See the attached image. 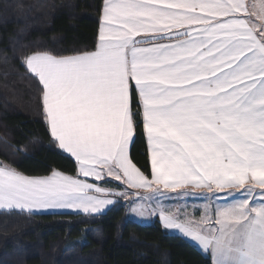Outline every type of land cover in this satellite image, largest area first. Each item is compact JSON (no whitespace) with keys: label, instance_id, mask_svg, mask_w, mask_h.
<instances>
[{"label":"snow or ice","instance_id":"1","mask_svg":"<svg viewBox=\"0 0 264 264\" xmlns=\"http://www.w3.org/2000/svg\"><path fill=\"white\" fill-rule=\"evenodd\" d=\"M21 61L77 170L34 176L0 161V210L95 216L120 197L211 264H264V0H102L93 49ZM139 123L150 175L130 156ZM174 197L200 204L161 206Z\"/></svg>","mask_w":264,"mask_h":264},{"label":"trees","instance_id":"2","mask_svg":"<svg viewBox=\"0 0 264 264\" xmlns=\"http://www.w3.org/2000/svg\"><path fill=\"white\" fill-rule=\"evenodd\" d=\"M101 6L102 0H0V161L26 175H47L54 168L76 174L75 160L51 141L37 82L21 55L93 49ZM130 156L150 175L142 123ZM126 211L122 200L95 216L0 211V264H211L157 218L143 225L126 219ZM12 253L15 262H3Z\"/></svg>","mask_w":264,"mask_h":264},{"label":"rangeland","instance_id":"3","mask_svg":"<svg viewBox=\"0 0 264 264\" xmlns=\"http://www.w3.org/2000/svg\"><path fill=\"white\" fill-rule=\"evenodd\" d=\"M252 4H256V0H252ZM253 19L255 20V18H253ZM255 22L259 23V21H255ZM117 184H119L118 181H117ZM120 188L122 190H125V186H123V185H121ZM128 191L132 192L134 190H128ZM142 194H143V192L141 193V195ZM122 201H124V203L127 205L126 219H130V220L136 221L140 224L147 225V224L152 223L157 218V215H155V216L146 215L143 218L138 217L135 214L130 212V205L127 204L124 199ZM138 202L144 203L145 206L148 208L149 213L152 211L153 208L156 207L155 202H147V201H138ZM199 204H200V201H195L192 199L185 200L183 198L177 199L175 197L173 199H161V206H163L165 208H171V209H175L178 206H180V207L187 206V211L189 213H192L194 208L198 207ZM196 215L199 216V212H197ZM0 230L4 231L3 229H0ZM15 256L16 255L13 253L12 254H6L3 256L2 260H3V262H15V258H14Z\"/></svg>","mask_w":264,"mask_h":264},{"label":"crops","instance_id":"4","mask_svg":"<svg viewBox=\"0 0 264 264\" xmlns=\"http://www.w3.org/2000/svg\"><path fill=\"white\" fill-rule=\"evenodd\" d=\"M245 2L246 3H248V4H252V0H245ZM261 2V0H256V4H259ZM131 147V146H130ZM62 151V150H61ZM63 152V151H62ZM65 154H67V153H65ZM67 155H69V154H67ZM70 156V155H69ZM71 157V156H70ZM74 159V158H73ZM150 163V162H149ZM109 180H110V183H112L111 185H113V183L114 184H117V181H111V179L109 178ZM89 182H95V181H92L91 179L89 180ZM121 189V188H120ZM122 190V189H121ZM144 194V193H143ZM142 194V195H143ZM113 199L116 201V202H118L119 200H123V198H120V197H113ZM115 204V203H114ZM113 204V205H114ZM113 205H110V206H108L103 212H105L106 210H108L109 208H111ZM0 211H5V210H0ZM16 211H18V210H16ZM102 212V213H103ZM44 213H73V214H76L75 212H73L72 210H63V211H51V210H49V211H40V212H37V213H35V214H44ZM157 219L159 220V217H158V215H157ZM159 222L161 223V221L159 220ZM162 225V224H161ZM165 229V228H164ZM168 233H170V234H175V235H178V236H180L182 239H184L185 241H187V242H189L190 244H192L193 246H195L197 249H199L202 253H204L194 242H192L190 239H188V238H186V237H183L182 236V234H180L178 231H176V230H167V229H165ZM205 254V253H204ZM205 255H207V254H205ZM209 256V255H208ZM210 257V256H209ZM211 259V258H210Z\"/></svg>","mask_w":264,"mask_h":264}]
</instances>
